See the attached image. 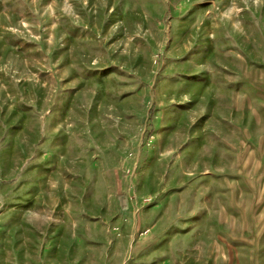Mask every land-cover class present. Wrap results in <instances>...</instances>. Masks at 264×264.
<instances>
[{
	"label": "rangeland",
	"instance_id": "374dc122",
	"mask_svg": "<svg viewBox=\"0 0 264 264\" xmlns=\"http://www.w3.org/2000/svg\"><path fill=\"white\" fill-rule=\"evenodd\" d=\"M0 264H264V0H0Z\"/></svg>",
	"mask_w": 264,
	"mask_h": 264
}]
</instances>
